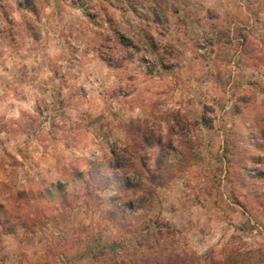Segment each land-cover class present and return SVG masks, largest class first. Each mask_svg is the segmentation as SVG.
I'll list each match as a JSON object with an SVG mask.
<instances>
[{
    "label": "rangeland",
    "instance_id": "obj_1",
    "mask_svg": "<svg viewBox=\"0 0 264 264\" xmlns=\"http://www.w3.org/2000/svg\"><path fill=\"white\" fill-rule=\"evenodd\" d=\"M112 149L129 159L115 157L121 171ZM131 161L158 176L133 225L169 222L177 252L259 247L264 0H0V217L9 224L17 191L57 183L29 202L72 207L34 234L0 227V264H109L90 250L135 239L112 211L135 195ZM68 221L78 240L59 246Z\"/></svg>",
    "mask_w": 264,
    "mask_h": 264
},
{
    "label": "trees",
    "instance_id": "obj_2",
    "mask_svg": "<svg viewBox=\"0 0 264 264\" xmlns=\"http://www.w3.org/2000/svg\"><path fill=\"white\" fill-rule=\"evenodd\" d=\"M206 121L203 119L200 122V125H205ZM161 138L157 139L160 141ZM146 145L150 143L145 139ZM125 149H123L124 151ZM192 157L194 158L196 153L192 152L190 149ZM181 154H184L182 152ZM111 155L114 157V162L111 165V168L121 171L125 164H122L120 160H116V156H119V152L115 149L111 150ZM251 155V154H250ZM121 160L129 161L124 155L119 156ZM255 157V156H251ZM118 159V157H117ZM225 161L228 162V158H225ZM130 163V162H129ZM129 166L132 167L135 175L137 176L136 182L132 183L129 180L126 181L125 186L131 189V192H135V195L128 198H122V200H117V203L114 204L112 211L114 216L117 211L125 216V224L130 227L131 230L127 229L133 233L134 241H128V243H119L116 240H111L109 244H97V249H91V255L94 259L105 258L109 259V264H257L264 262V250L260 247H248L243 249L241 242L236 244H230L223 246L220 251L209 250L204 253L197 254L195 252L189 251L187 249H181L178 252L175 251L178 248L177 241V230L169 224L167 221H163L160 218L147 219L144 220L141 224L133 225L130 220L129 213H135L138 209H144L146 203H150L154 197L155 190L153 186V181L158 177L156 174L150 175V171H146V179H143V173L133 166V162ZM141 167H146L145 164H141ZM113 179V178H112ZM117 182L119 180L115 179ZM146 181L149 182V186H145ZM121 186L119 187V189ZM62 193V187L59 183L54 184L52 187L47 186L41 189H32L27 191H17V199L13 201V208L17 209L12 211L11 218L8 214L7 218L9 224L6 225L0 217V227H5L2 229L1 234H7L10 232L16 233L17 228H22L24 233L34 234L42 225L48 226L52 223V218H57L61 214L71 212L72 207L68 206L70 201L63 200L64 209L59 210L54 215L51 212H45L37 210L34 207L31 201L38 200L44 197H50L55 193ZM64 194V199L66 198ZM120 196L113 197V200L119 199ZM137 198L138 203L134 205V200ZM9 205L5 204L0 200V209L7 208L10 210ZM149 208V207H148ZM33 209V211H31ZM6 210V212L8 211ZM24 210V211H23ZM36 211V212H35ZM60 213V215L58 214ZM118 215V214H117ZM116 215V216H117ZM63 219H66V216H63ZM53 220V219H52ZM70 220V219H67ZM44 224H42V222ZM129 221V222H127ZM7 222V223H8ZM66 222L65 225H71L70 232L72 234L71 238L66 237L58 243L59 246H65L68 242L74 244L78 240L76 227L72 224ZM68 226V227H69ZM69 229H65L67 232ZM138 235V236H135ZM68 236V235H67ZM100 236H102L100 234ZM164 237H168V240L172 242L171 246H168L163 242ZM140 239V240H139ZM130 247L125 257L121 259L117 258V245ZM131 251V252H130ZM220 255V256H219ZM219 256V257H218ZM65 264V263H63Z\"/></svg>",
    "mask_w": 264,
    "mask_h": 264
},
{
    "label": "crops",
    "instance_id": "obj_3",
    "mask_svg": "<svg viewBox=\"0 0 264 264\" xmlns=\"http://www.w3.org/2000/svg\"><path fill=\"white\" fill-rule=\"evenodd\" d=\"M262 243H259L257 246L261 247L262 249H264V237L261 239ZM261 264H264V262H262Z\"/></svg>",
    "mask_w": 264,
    "mask_h": 264
}]
</instances>
